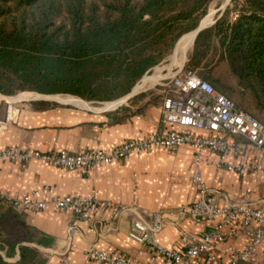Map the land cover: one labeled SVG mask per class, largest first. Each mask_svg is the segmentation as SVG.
<instances>
[{
	"label": "trees",
	"instance_id": "1",
	"mask_svg": "<svg viewBox=\"0 0 264 264\" xmlns=\"http://www.w3.org/2000/svg\"><path fill=\"white\" fill-rule=\"evenodd\" d=\"M212 1L0 0V93L121 98L172 54ZM183 68L264 125V0H231L197 33ZM26 214L0 199V264H46L40 247L51 239Z\"/></svg>",
	"mask_w": 264,
	"mask_h": 264
},
{
	"label": "crops",
	"instance_id": "2",
	"mask_svg": "<svg viewBox=\"0 0 264 264\" xmlns=\"http://www.w3.org/2000/svg\"><path fill=\"white\" fill-rule=\"evenodd\" d=\"M188 35L190 33L185 34L180 43ZM185 53L181 54L182 59ZM77 98L82 101L64 102L49 99L48 96L20 99L0 93V120L8 111L12 114V121L0 132V147L44 152L66 150L71 153L89 149L109 151L137 133L147 134L164 128L158 91L138 97L135 92L127 99L129 103L124 110L120 109L124 101L112 109H103ZM22 99L30 101L21 102ZM44 101L49 105L44 106ZM114 116L122 118L115 120ZM230 158L236 162L244 160L239 154ZM254 159H260V156L252 151L246 161ZM216 160V153L208 151L205 162L200 166L201 177L209 187L218 189L232 201L243 196L254 199L264 197V165L257 171L239 175L217 168ZM193 171V150L186 144L132 153L125 160L87 171L60 169L37 159L27 162L0 160V194L15 197L45 186L51 187L53 194L58 196H88L95 190L96 197L101 201L134 205L140 213L148 215L156 211L175 210L194 201L197 190L192 181ZM92 218L101 221L96 229L90 226L89 221L76 219L71 210L52 205L26 214V221L51 239L49 247H40L45 253L46 264H59L63 260L67 264H96L85 254L89 245L121 252L131 257L135 264H166L148 244L139 243L130 236L132 213L111 218L109 210L103 209ZM70 224L79 228L72 238L67 234ZM107 227L111 229L105 231ZM205 227V223H195L186 217L178 226L165 225L153 238L165 248L180 249L183 233L195 235ZM249 239L248 233L242 231L236 236H228L220 248L224 250L227 243L241 248ZM263 256L264 245H261L258 258Z\"/></svg>",
	"mask_w": 264,
	"mask_h": 264
},
{
	"label": "built area",
	"instance_id": "3",
	"mask_svg": "<svg viewBox=\"0 0 264 264\" xmlns=\"http://www.w3.org/2000/svg\"><path fill=\"white\" fill-rule=\"evenodd\" d=\"M165 84L161 98V123L164 128L147 134L137 133L109 151L89 149L71 153L66 150L44 152L0 147V160L27 162L37 159L60 169L87 171L125 160L132 153L186 144L193 150L192 181L197 190L194 201L175 210L144 215L134 205L99 200L95 190L88 196H58L53 194L51 187L45 186L15 197L0 194V199L19 211L37 212L48 205L69 209L76 219L89 221L93 229L101 221L92 217L103 209L109 210L111 218L132 213L130 236L139 243L148 244L166 264H264V256L258 258V248L264 245V197L254 199L243 196L235 201L229 200L218 189L209 187L200 172L208 151L216 153L217 168L239 175L261 169L264 165V125L238 109L228 97L193 70L180 67ZM11 121L12 114L8 111L0 120V132ZM189 129L203 133L195 134ZM252 151L260 159L246 161ZM237 154L242 155L244 160L236 162L230 158ZM186 217L195 223H205L206 227L195 235L183 233L180 249L165 248L153 238L165 225L178 226ZM110 229L107 227L105 231ZM242 231L250 236L245 246L238 248L227 243L224 250L220 248L228 236H236ZM77 232L79 228L75 224L68 226L69 238ZM85 254L96 264H135L131 257L121 252L95 245H89ZM59 264L67 263L63 260Z\"/></svg>",
	"mask_w": 264,
	"mask_h": 264
},
{
	"label": "rangeland",
	"instance_id": "4",
	"mask_svg": "<svg viewBox=\"0 0 264 264\" xmlns=\"http://www.w3.org/2000/svg\"><path fill=\"white\" fill-rule=\"evenodd\" d=\"M227 1L228 0H213L210 3L209 7H208L207 13L200 20L201 21L200 22V25L202 23H204V25H207V27H208L210 24H212L214 22L215 18L223 12V10L227 7V5H229V3H230L231 0L229 1V3L227 5H225V3ZM208 19H209V21L205 24V22ZM188 33H192V31H190ZM188 33H186V34H188ZM184 35L182 36V38L184 37ZM182 38H180L177 41V43L175 45V48H174L172 54L165 61H163L160 64H158L155 67H153L150 72L144 74L139 79V81L134 85V88L141 87L147 81H149L150 79L154 78V75H158V80L156 82L154 81L155 83L149 84V85L145 86L144 88L136 91L137 92V95H140V94H144V95L145 94H153V93H156V91H158L159 94L161 95V98H162V96H163V94L165 92V89H166V84L165 83L168 82V78L177 69H179L180 67H184V64H185L186 61L185 62H183V61L188 57L189 53L192 50L193 43L187 49V51H186L185 56H184L183 59L181 58V54H179V55L177 54L178 51H179V48H180L179 42H180V40ZM195 72L199 76L198 72L197 71H195ZM134 88H133V90H134ZM28 93H36V94H28ZM24 94H28V95H24ZM37 94H39V95H37ZM37 96H48V97H50V95H45V94L39 93L37 91L19 92V93L15 94V95L6 96V97H14V98H20L21 99L22 97H37ZM51 96H54V95H51ZM59 96H71V95H59ZM124 97L125 96H123V97H121L119 99H116V100H120V99H122ZM74 98L77 99V100H81V99L77 98L76 96ZM116 100H112V101H116ZM23 101H30V100H24V99H22L21 102H23ZM112 101H105L104 103H101V102L94 103V102H91L90 101L91 103H89V105L92 106V107H95V108H100V107L103 108L106 103L112 102ZM127 103H129L128 100L124 101L121 106H123V105L125 106ZM13 259L14 258H11L9 260H13Z\"/></svg>",
	"mask_w": 264,
	"mask_h": 264
},
{
	"label": "bare ground",
	"instance_id": "5",
	"mask_svg": "<svg viewBox=\"0 0 264 264\" xmlns=\"http://www.w3.org/2000/svg\"><path fill=\"white\" fill-rule=\"evenodd\" d=\"M210 19V18H209ZM209 19L205 22V24L209 21ZM203 24V23H202ZM200 26H203V25ZM195 35V31H192V33H190V35H188L180 44V51L177 53L179 54H184L187 50V48L189 47V45L192 42L193 36ZM158 79V75H154V78L150 79L149 81H147L143 86L141 87H136L134 88V92L144 88L145 86L152 84L154 81H156ZM39 95V94H37ZM49 99H53V100H59V101H64V102H75V101H79L77 99H75L72 96H59V95H54V96H50ZM125 99V98H124ZM124 99H120V100H116V101H112V102H108L104 105L103 109H112L116 106H118L119 104H121Z\"/></svg>",
	"mask_w": 264,
	"mask_h": 264
},
{
	"label": "water",
	"instance_id": "6",
	"mask_svg": "<svg viewBox=\"0 0 264 264\" xmlns=\"http://www.w3.org/2000/svg\"><path fill=\"white\" fill-rule=\"evenodd\" d=\"M229 1H230V0H228V1L225 3V5H227V4L229 3ZM200 22H201V21H200ZM200 22H199L198 26L194 29V31H195L194 39H195L197 33H198L200 30H202L203 28L207 27V25L200 26ZM194 39H193V41H194ZM192 43H193V42H192ZM134 94H135V92H133V90H132L128 95L125 96L124 101L127 100V99H129V98H130L131 96H133ZM45 95H62V94H45ZM71 96H72V95H71Z\"/></svg>",
	"mask_w": 264,
	"mask_h": 264
}]
</instances>
